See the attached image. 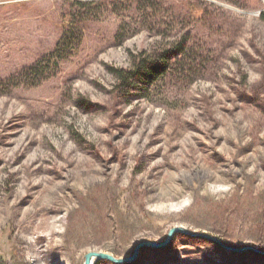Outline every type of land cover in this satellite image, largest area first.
Segmentation results:
<instances>
[{
  "label": "rangeland",
  "instance_id": "374dc122",
  "mask_svg": "<svg viewBox=\"0 0 264 264\" xmlns=\"http://www.w3.org/2000/svg\"><path fill=\"white\" fill-rule=\"evenodd\" d=\"M81 1L101 9L36 82L20 73L56 46L74 0H0V264L126 256L174 225L264 248V0ZM183 37L188 55L158 79H117L132 55ZM95 264L264 256L176 234L134 261Z\"/></svg>",
  "mask_w": 264,
  "mask_h": 264
},
{
  "label": "trees",
  "instance_id": "16d2710c",
  "mask_svg": "<svg viewBox=\"0 0 264 264\" xmlns=\"http://www.w3.org/2000/svg\"><path fill=\"white\" fill-rule=\"evenodd\" d=\"M142 1L145 3L146 7L154 8L153 0ZM100 9L99 2L74 0V9L68 13V21L64 24V31L56 46L39 58L35 63L24 67L20 73L21 76L32 80H34L33 78H40L36 79V82H38L44 78L39 77L43 74L40 67L44 62L48 60V62H52L53 67L56 68L61 60L74 54L78 48L81 36V30H78V26L79 28H82V26L84 27V23L90 19H94ZM260 16L261 18H264V10L261 12ZM74 26H76L78 30L76 38L74 35ZM120 32L121 30L118 31L116 36L119 37ZM125 36L126 35L121 36L120 40ZM187 48L186 38L183 37L174 43L173 47L159 54L142 50L138 54L132 55V65L129 68H114V73L117 79L123 83L134 81L142 83L151 82L158 79L169 70L170 66L168 62L170 59H183L188 55ZM15 79V76H10L7 80L9 83ZM1 81L3 80H0V82ZM31 84H34V82Z\"/></svg>",
  "mask_w": 264,
  "mask_h": 264
},
{
  "label": "water",
  "instance_id": "95a60500",
  "mask_svg": "<svg viewBox=\"0 0 264 264\" xmlns=\"http://www.w3.org/2000/svg\"><path fill=\"white\" fill-rule=\"evenodd\" d=\"M176 234H185L191 237L202 238L204 240L211 241L215 243L216 245H218L219 247L229 252L238 253V254L244 253V252H254L259 255L264 256V248H261V247H258L252 244H246V245H241V246L231 245L214 234L204 232V231L191 230L190 228L184 225H174L168 230L164 239L160 241L153 240V239L140 240L135 244L132 252L126 256L118 257V256L113 255L112 253L101 251V250L88 251L84 255L83 264H95L100 259H107L114 263H125L128 261H134L139 256V253L142 248L166 247L171 243L172 239L174 238Z\"/></svg>",
  "mask_w": 264,
  "mask_h": 264
}]
</instances>
